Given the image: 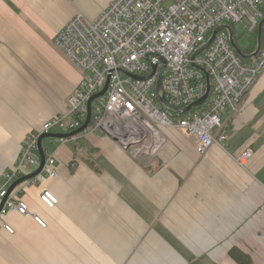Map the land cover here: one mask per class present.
<instances>
[{"label":"crops","instance_id":"0c3cea01","mask_svg":"<svg viewBox=\"0 0 264 264\" xmlns=\"http://www.w3.org/2000/svg\"><path fill=\"white\" fill-rule=\"evenodd\" d=\"M112 1L0 0V182L26 135L65 113L81 80L55 47L56 33L77 12L95 19ZM238 25L237 45L257 48L258 28L242 38ZM222 120L227 151L214 145L206 154L182 129L171 139L163 130L168 142L149 160L104 133L48 139L58 174L44 187L58 203L45 205L36 185L21 192L30 215H0V264H239L232 248L246 264H264V71L240 112ZM247 146L254 155L243 167L232 154Z\"/></svg>","mask_w":264,"mask_h":264},{"label":"built area","instance_id":"2783aa9c","mask_svg":"<svg viewBox=\"0 0 264 264\" xmlns=\"http://www.w3.org/2000/svg\"><path fill=\"white\" fill-rule=\"evenodd\" d=\"M263 20L264 0H113L95 19L77 12L53 41L82 72L81 80L67 97L66 112L24 138L17 160L0 182V200L8 195L0 215L12 209L30 215L29 205L21 197L30 185L39 188V199L45 205L56 206L57 197L44 187L58 174L56 151L44 148L42 170L8 194L9 187L38 168L40 136L81 127L90 99L106 84L105 93L92 102L91 121L84 131L49 140L64 144L104 133L133 158L149 160L164 150L168 138L163 128L169 127L193 135L200 154L214 145L227 151L229 136L222 117L240 112L243 98L264 71V39L254 62L242 61L226 29L199 50L220 25L247 21L253 31ZM201 68L210 75V94L204 103L184 111L206 93V75ZM160 80L162 88L157 90ZM161 96L177 112L171 114ZM253 155L250 146L232 154L243 167ZM33 217L46 227L38 215ZM2 227L14 233L7 223Z\"/></svg>","mask_w":264,"mask_h":264},{"label":"water","instance_id":"95a60500","mask_svg":"<svg viewBox=\"0 0 264 264\" xmlns=\"http://www.w3.org/2000/svg\"><path fill=\"white\" fill-rule=\"evenodd\" d=\"M264 24V20L260 23V25L258 26V34H259V37H258V42H257V48L255 50V52L251 55L252 56H257L260 49H261V46H262V26ZM223 29H226L228 32H229V35H230V39H231V43L233 45V47L236 49L237 53L239 55H241L242 57H247L246 54L241 50V48L235 43L234 41V37H233V30H232V27L230 24H223V25H220L219 27L215 28L214 31H213V34L211 35V37L209 38V40L206 42V44L203 46V48L200 51H202L203 49H205L215 38L216 34L220 31V30H223ZM204 72H205V75H206V81H207V90H206V93L204 94L203 97H201L200 99H198L197 101H195L193 104H190L188 107H186L184 109V111H187L189 109H191L193 106H197V105H200L202 103H204L209 94H210V91H211V84H210V75L209 73L201 68ZM135 77H138V78H143V77H139V76H135ZM162 88V81L160 80L159 84L157 85V90H161ZM107 89V84L106 86L100 91L98 92L97 94H95L89 101L88 103V116H87V119L86 121L84 122V124L77 128L76 130L74 131H71V132H68V133H64V132H50V133H45V134H42L39 138V144H38V148H39V154H40V164L38 166V168L36 170H34L33 172L29 173V174H26L22 177H20L19 179L15 180L9 187V190H8V194L21 182L23 181H26L34 176H36L43 168L44 164H45V160H46V154H45V150L43 148V139L45 138H63V137H70V136H73L75 134H78L82 131H84L88 124L90 123L91 121V117H92V102L93 100H95L96 98L100 97L101 95H103L105 93ZM161 100L162 102L171 107L172 106L169 104V102L167 101V99L164 97V96H161ZM7 196H5L1 201H0V212L4 206V203L6 202L7 200Z\"/></svg>","mask_w":264,"mask_h":264},{"label":"trees","instance_id":"16d2710c","mask_svg":"<svg viewBox=\"0 0 264 264\" xmlns=\"http://www.w3.org/2000/svg\"><path fill=\"white\" fill-rule=\"evenodd\" d=\"M232 29H233V26L235 24L231 23L230 24ZM256 30V29H255ZM258 30V29H257ZM254 31V30H253ZM252 31V32H253ZM255 34L257 35V31H254ZM233 37H234V41L235 43L237 44V38L235 37V33L233 34ZM264 39V30H262V41ZM256 47H254L253 49L251 48V50H248V49H242L241 50L244 52V53H248L247 55H251L254 51H255ZM254 58V57H253ZM256 58V57H255ZM252 59V57H242V61L243 62H250ZM166 109L171 113V114H174L175 112H177L176 110L172 109V108H167ZM230 254L232 256V258L239 264H246V261L248 260L249 261V257L244 254L242 251L238 250V249H235V248H232L231 251H230Z\"/></svg>","mask_w":264,"mask_h":264},{"label":"rangeland","instance_id":"374dc122","mask_svg":"<svg viewBox=\"0 0 264 264\" xmlns=\"http://www.w3.org/2000/svg\"><path fill=\"white\" fill-rule=\"evenodd\" d=\"M243 22H245V21H242V22H240V23H237V25L239 26V31L241 32V36H242V38H245V37H247L249 34H250V30H248V29H246V27L244 26V24H241V23H243ZM61 52V51H60ZM62 53V52H61ZM63 54V53H62ZM64 55V54H63ZM65 56V55H64ZM164 130H167V135H168V137H169V139H171L172 137V132H171V130H179V129H176V128H169V127H164L163 128ZM181 130V129H180ZM49 138H46V139H44V146L45 147H49V140H48Z\"/></svg>","mask_w":264,"mask_h":264},{"label":"bare ground","instance_id":"6f19581e","mask_svg":"<svg viewBox=\"0 0 264 264\" xmlns=\"http://www.w3.org/2000/svg\"><path fill=\"white\" fill-rule=\"evenodd\" d=\"M245 48V47H244Z\"/></svg>","mask_w":264,"mask_h":264}]
</instances>
